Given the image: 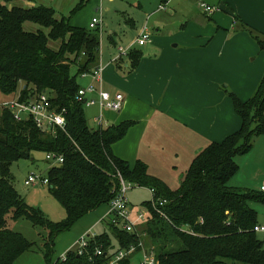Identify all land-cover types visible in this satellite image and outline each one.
I'll return each mask as SVG.
<instances>
[{"label":"trees","instance_id":"obj_1","mask_svg":"<svg viewBox=\"0 0 264 264\" xmlns=\"http://www.w3.org/2000/svg\"><path fill=\"white\" fill-rule=\"evenodd\" d=\"M15 1L32 0H0V92L9 97L19 91L20 101L45 92L57 112L65 110L66 127L46 132L29 119L16 122L9 112L0 114V264H15L34 247L10 228L12 221L20 219L46 232L42 245L45 264H109L119 252L133 248L132 254L116 263L130 264V256L141 251L140 239L136 230L126 232L121 221L112 224L110 217L105 219L104 233L86 237L82 255L75 250L66 252L64 260L53 258L56 238L82 217L109 205L120 179L132 188L152 189L156 198L165 200L163 206H157L163 216L150 201L141 205L147 211L142 222L145 251L154 255L157 264H264V242L253 232L257 213L249 205L264 203V192L229 184L240 170L235 158L249 153L254 139L264 136V73L248 101L241 102L229 93L241 128L204 148L179 186L172 189L149 175L142 162L130 167L112 153V145L126 135L130 122L91 128L83 104L75 100L81 74L99 65L100 31L75 27L70 24L72 17L57 19L52 8L22 7ZM25 23L41 29L26 32ZM245 30L252 34L251 29ZM252 37L264 52V37ZM48 41H58V50L48 47ZM141 57V52L131 50L115 61V67L121 71L125 63L133 70ZM33 153H54L63 159L45 174L51 196L65 212L62 222H51L39 209L28 206L13 186L11 164L32 159ZM97 251L102 254L97 256Z\"/></svg>","mask_w":264,"mask_h":264},{"label":"crops","instance_id":"obj_2","mask_svg":"<svg viewBox=\"0 0 264 264\" xmlns=\"http://www.w3.org/2000/svg\"><path fill=\"white\" fill-rule=\"evenodd\" d=\"M203 1L215 8L213 14L204 13L196 0L139 3L140 10L162 16L154 21L153 37L147 22L132 21L137 38L143 32L150 34L143 46L137 38L126 46L129 52H141L137 67L129 71L123 63L118 71L114 58L102 67L104 90L123 96L119 112H103L105 121L108 126L131 123L126 135L112 145V153L130 167L142 162L149 175L172 189L204 148L241 128L229 93L248 101L264 73V52L252 37H264V0ZM162 3H166L163 11L158 10ZM165 19L174 20L175 32L163 34ZM105 206L97 226L109 217ZM257 226H264V217Z\"/></svg>","mask_w":264,"mask_h":264},{"label":"rangeland","instance_id":"obj_3","mask_svg":"<svg viewBox=\"0 0 264 264\" xmlns=\"http://www.w3.org/2000/svg\"><path fill=\"white\" fill-rule=\"evenodd\" d=\"M83 2L84 0H32L30 2L15 1L14 3L22 7L43 5L52 8L57 19L72 17L70 24L79 28H87L93 17L101 19L102 27L99 34V57L101 60L100 64L102 65L101 67L110 64L111 59H115L117 55V46L124 48L132 40L137 38V29L132 25V21H135V24L141 21H143V23L147 22V31H149L153 37L154 28H152V26L154 21L157 17L159 18V16H162L151 10H140L138 8L139 3L150 5L153 3V0H89L83 7L74 13L73 11L75 8H78ZM147 16L149 18L146 21ZM39 29L41 28L38 25L31 23L24 24V31L26 32L35 33ZM163 30V34L175 32L176 27L174 20L165 19ZM44 32L46 33V30ZM112 40L116 43V46L113 45L111 42ZM47 43L48 47L53 50H58L60 45L58 41H48ZM135 47L138 48L137 45ZM142 48L144 47H139V50ZM103 82H105L104 78ZM78 83L81 87H85L88 84L87 81L85 82L81 79H78ZM21 85V83L18 84L19 87H21ZM18 94L19 91L7 97L0 92V103L5 102L6 99L17 97ZM82 108L88 125L91 128H95L94 116L97 112L96 107H86L84 105ZM235 161L239 165L240 170L237 176L230 180L229 184L232 183L241 189L257 192L256 188L259 189V186L264 184V136L254 139L252 150L243 156L236 157ZM50 166V163L45 160V155L43 153H33L32 159L13 162L10 167V174L13 178L15 190L25 200L27 205L39 209L51 222L58 223L65 219V212L60 204L51 196L48 186H25L24 184L30 174L44 177ZM149 198L150 193L147 189L137 187L131 188L126 195L128 204L134 206L137 210H140L142 203L149 201ZM249 205L253 209H258L257 221L264 217V203L250 202ZM106 207L105 205L100 206L98 212H93L82 217L70 228V230L60 234L56 238L53 246L54 260L58 258L61 259L68 251H77L80 239L104 233L107 229L106 220L98 226L96 223L99 221L102 214L101 212L107 209ZM10 228L22 234L29 242L34 243L32 250L20 256L15 264H45L42 245L43 237L46 235V232L42 229L34 228L30 222L25 219L12 221L10 223ZM143 229L144 225L142 223L135 228L140 239V248L145 251L147 249V244L146 235L142 232ZM256 238L264 242V232L256 233ZM142 260L143 255L141 251L130 256V264H140Z\"/></svg>","mask_w":264,"mask_h":264},{"label":"built area","instance_id":"obj_4","mask_svg":"<svg viewBox=\"0 0 264 264\" xmlns=\"http://www.w3.org/2000/svg\"><path fill=\"white\" fill-rule=\"evenodd\" d=\"M199 7L202 11L208 15L214 13L215 8L208 6L204 3L203 0H196ZM166 3L159 5L158 10H164ZM102 21L99 18L93 17L88 25L89 29H98L101 31ZM150 41V34L148 32H143L137 39L136 43L139 46H143ZM129 53V49L126 47H118L117 55L115 60L125 58ZM80 79L88 80L89 83L85 87H80L77 91L75 100L79 103H82L83 106H97L98 113L94 117L95 129H104L108 126L107 121H105L103 112H119L122 103L123 96L120 93L110 94L103 88V68L100 64L94 68L89 73H83L80 76ZM20 97L11 98L5 102L0 103V114L4 111H7L11 114L12 118L16 122H21L24 120H31L36 128L41 131L53 132L56 129L64 130L66 127V121L64 118L65 110L57 112L51 104L50 97L45 92H42L36 95L32 100L29 101H20ZM45 160L50 163V165L61 164L63 159L61 156H57L54 153L45 154ZM25 186H42L48 185V179L46 176H35L30 174L24 182ZM132 186L128 183H125L120 179L119 189L116 196L111 200L108 205V215L111 219L112 224H116L117 221H121L122 230L133 233L137 225H140L145 221L147 217V211L145 209H140L133 211L126 200V195ZM150 193V205L157 211L161 216V212L157 210V206H163L165 200L156 198L154 190H148ZM260 192H264V185L260 186ZM253 232H264V226H255ZM87 238L79 240L77 254L82 255L84 249L87 247ZM141 246V245H140ZM134 251L131 248L128 252H119L116 257L109 264H116L117 261L123 259L124 257L129 256ZM143 255V260L140 264H157L155 257L152 253L141 250ZM101 251H97L96 255L100 256ZM62 260L65 257H61Z\"/></svg>","mask_w":264,"mask_h":264}]
</instances>
